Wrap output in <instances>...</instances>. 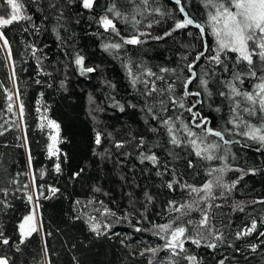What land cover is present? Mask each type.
I'll use <instances>...</instances> for the list:
<instances>
[{"label":"trees","instance_id":"trees-1","mask_svg":"<svg viewBox=\"0 0 264 264\" xmlns=\"http://www.w3.org/2000/svg\"><path fill=\"white\" fill-rule=\"evenodd\" d=\"M21 2L25 14L32 17L31 23L25 21L3 28L11 45L15 85L9 79L7 57L0 48V125H3L0 128L3 133L0 134V189L7 190V194L0 192V231L10 241L8 245L0 243V257L7 258L9 264H149L150 261L169 264V251H160L153 258L145 249L163 245L164 241L150 229L153 224L168 223L176 215L169 211V203L190 199L188 192L175 181L199 187L208 178V169L224 166L225 161H206L196 157L186 145H172L166 128L153 115L175 120L182 114L181 118L190 123L189 113L178 106L173 108L167 93L160 99L165 101L168 111H161L156 99L159 94L146 96L139 82L133 87L126 65L130 63L137 74L139 70L151 69L164 76V81H157V87L172 83L175 85L172 95L180 97L181 81L189 76L187 65L202 50L205 41L192 26L164 35L172 30L175 21L183 19L172 0H150L151 7H159L165 14L144 16L136 11L137 7H144L139 0L135 4L129 0H96L92 9L83 8L82 0ZM113 3L124 17L131 19L135 15L140 21L133 28L116 20L120 36H131L137 30L147 33L141 37L143 44L127 45L119 50V58L115 52L105 51L103 45L121 42L120 37L104 31L99 24L100 17L106 14L111 17L107 10ZM6 10L4 6L0 13L5 14ZM186 11L197 22L207 19L208 10L202 0H188ZM205 39L209 48H214L210 33ZM33 46L38 49L35 56ZM76 55L83 56L85 66L96 71L81 75L74 63ZM229 57L228 72L203 58L195 68L198 75L209 80L212 93L211 96L202 93L200 99L204 103L197 107L217 130L231 127L227 124L229 101L218 95L226 91L223 82L231 79L235 54L229 53ZM254 59L260 75V62ZM161 68L175 69V72L161 73ZM235 70L247 71L244 65H238ZM257 82L245 78L238 87L252 91ZM15 86L24 104L22 121L15 107V115L7 112L9 101L4 89L14 91ZM190 90H200L198 82ZM193 99L185 100L186 107ZM149 107L152 113L147 111ZM44 115L60 125L62 143L58 148L66 154V159L60 156L59 173L54 170L56 158L49 157L47 151L52 130L39 127ZM241 115L252 124L261 123L259 114L249 117L242 112ZM195 131L200 133V129ZM96 132L102 134L99 146L95 144ZM226 138L239 143L230 146L227 165L233 171L225 173L224 181L231 184L239 179V183L223 197L219 196V189L214 190L217 198L210 201L214 206L207 209L214 234H222L223 239L209 237L200 246L186 241V251L174 257L176 264H190L184 259L188 255L197 257L199 264H221V261L223 264H264V236L259 235L264 233V203H260L264 201V149L258 152L255 142L239 135ZM214 140L209 137V142ZM118 142L123 147L117 148ZM142 154H155L158 163L153 165L148 160L142 163ZM222 154L223 150L217 153ZM188 161L192 162V168L188 167ZM249 169L257 171L252 174ZM77 172L79 176L75 175ZM169 183L173 184L172 189L167 187ZM50 188L58 191L53 195ZM40 191L43 192L38 201L42 228L20 243L19 225L32 211ZM28 195H33L32 203L28 202ZM200 207L205 208V204ZM105 208L116 216L102 215ZM91 218L102 224L110 221L112 227L105 235L97 236L90 230ZM187 218L198 221L201 212L193 211ZM252 220L258 222L257 230L237 238V233L250 227ZM136 228L144 231L137 232ZM204 235L208 236L207 231ZM207 243H215L216 248L207 247Z\"/></svg>","mask_w":264,"mask_h":264},{"label":"snow or ice","instance_id":"snow-or-ice-1","mask_svg":"<svg viewBox=\"0 0 264 264\" xmlns=\"http://www.w3.org/2000/svg\"><path fill=\"white\" fill-rule=\"evenodd\" d=\"M130 3L135 4L136 0H129ZM139 2L144 6L143 9L137 7L136 11L139 15L144 16L145 14L158 13L164 15L159 7H151L150 0H139ZM154 2V0H151ZM176 5V10L182 14L183 19L174 22V26L170 32H166L165 36H170L172 32L187 29L192 26L198 29L199 37L204 40L202 50L197 52L191 63L187 65L189 76L181 81L182 95L180 97H175L172 93L175 92V85L172 83L167 84L166 87H157V81H164V76L158 75L151 69L139 70V74L134 73L131 64L126 65L128 76L133 87L136 84L142 83L144 86V94L146 96L152 97L154 94H159L156 99L160 105L161 111H168L166 103L160 96L165 93L169 95V101L173 108L177 106L180 109L188 112L191 120L190 123H186L181 117L177 116L175 120L172 117L167 119H161L153 115L154 119L161 122L169 136L170 143L175 146L186 145L189 149L194 152V155L206 161L213 160H223L225 161L224 166L221 167H210L207 171V179L205 182L197 187L194 185L183 184L180 185L179 181H175L177 185L184 188L189 195V200L184 203H177L175 201L169 203V211L176 213L175 216L169 218L168 223L164 224H153L150 231L154 235L160 237L164 243L158 248H148L145 252L151 253L153 258L160 251L167 250L171 253L169 264H176L174 257H179L185 249V242L191 241L193 244L200 246L202 241L206 242L209 237L214 240L223 239L222 234L215 235L213 232V225L211 222L210 215L207 211L208 208L214 205L210 201H214L217 196L214 190L219 189V196L223 197L225 193H230L236 184L239 183V179L228 184L224 181L225 173L228 171H233L227 165V159L230 154V146L234 143H239V141H234L226 136L231 137L233 135H239L241 137L247 138V140L255 142L258 147L257 151L264 149V0H202V3L207 9V19L205 22L200 23L193 19L188 11H186L188 0H172ZM96 3V0H82V6L85 9H92ZM5 5L7 10L4 15H0V48H3L8 52L9 62L14 65V61L11 58V45L7 37L4 35L3 28L13 25L14 23L29 22L31 23L32 17L25 14L24 4L21 0H5ZM4 6H0L3 8ZM111 14V17L106 14L100 17L99 24L106 32L114 33L116 36L120 37L118 43H108L103 45L105 51L115 52L117 58H119V50L123 49L127 45L139 46L144 43L141 39L142 36L147 35V33L135 32L131 36H120V29L117 28L116 20L124 24H131L133 28L140 23L133 15L131 19L124 17L122 13L116 8L115 3L107 10ZM151 27V24L148 25ZM208 33L211 34L214 40V48L210 49L207 42L206 36ZM191 35V33H189ZM164 37H154V39H163ZM38 49L34 46L32 47V55L35 56ZM208 55V53H210ZM229 53H234V63L231 69L232 75L231 79L224 81V86L226 91H221L218 95L224 97L229 101L230 118L227 121L228 125L221 130L214 129L210 126L211 121L207 116L201 114L198 109V105H202L204 101L200 99L202 93L205 96H211L212 93L209 90V80L203 76L198 75L195 71L196 66L199 61L203 58L210 65L220 66L224 72L230 71L228 67V61L230 59ZM258 58L260 62L261 74L257 75L256 70V60ZM75 65L78 67L80 74L85 75L87 73H92L96 71L95 68L86 67L84 64V57L81 55H76ZM238 65L246 66V73L236 71ZM175 72V69L161 68V73ZM207 75L206 73L204 74ZM154 78V79H143L142 77ZM245 78H253L258 82L254 84L252 91H242L239 84H243ZM15 85V69L13 66L12 73L9 76ZM198 82L200 90L191 91L190 86ZM114 87V85H113ZM7 93V100L9 101L7 112L14 113V107L17 109L19 116L18 119L22 121L24 116V104L22 100H19V91H13L12 89H4ZM189 97H195V99L189 102L190 106L185 105V100ZM19 101L18 104L15 101ZM246 105V106H242ZM39 111V110H38ZM123 111V108H121ZM149 113L153 112V109L149 107L147 109ZM216 111H219L217 108ZM246 113L249 117H255L259 114L261 123L259 125L252 124L244 118L241 113ZM42 123L39 125L41 129L47 127L48 129L55 130V134H50L51 143L48 145L47 151L49 157H55L57 162L54 165V170L59 173L61 171V165L59 158L61 155L66 154L61 153L58 148V144L62 143L59 139L60 125L55 120H50L46 115L41 116ZM46 121V123H44ZM191 125V126H190ZM19 126V125H17ZM3 125H0L2 128ZM195 129H200L198 134ZM156 131V129H152ZM183 133V137H181ZM0 134H3L0 132ZM100 132L95 134V144L99 146L101 144ZM209 137L215 138L213 142H209ZM26 139V137H25ZM140 145L144 144V140H140ZM117 148L123 147L122 142L116 144ZM223 150L222 155H217ZM29 166H31V155L29 153ZM140 160L143 163L145 160L151 161L153 165L158 163V159L155 154L141 155ZM188 167L192 168L193 164L188 161ZM82 171V170H81ZM243 171V170H236ZM250 173L255 174L256 169H249ZM161 173H157L160 175ZM248 174V173H244ZM43 175V173H41ZM79 176L80 173H75ZM243 176L240 177L242 179ZM35 177H33V183ZM15 183V181H13ZM27 187V186H25ZM169 189L173 188V184L169 183L167 185ZM50 192L54 195L58 189L50 188ZM99 191V189H97ZM0 192L7 194L6 189H0ZM43 196V192L40 191L38 195L35 196L37 203L32 208V211L28 216L23 218V222L19 225L20 231V243H24L25 239L30 237L33 233H36L42 228V221L39 219L38 201L40 197ZM48 199L49 197H44ZM27 200L32 203L34 200L33 195H28ZM149 202H151V197H148ZM79 203V202H77ZM256 203V201H253ZM264 203V201H260ZM205 204V208H201L200 205ZM219 207V205H215ZM239 207V205H237ZM243 210L242 208L240 209ZM193 211L201 212V218L198 221L188 219ZM102 215L108 217L116 216V213L111 209L105 208ZM126 218V217H125ZM95 218L89 220L90 230L97 236L105 235L108 230L112 227V222L105 221L103 224L100 222H93ZM120 218H117L116 222H119ZM257 221L252 220L250 227L242 232L237 233V238L241 236H248L257 230ZM27 226V227H26ZM191 226V228H190ZM102 229L104 231H102ZM135 231L140 232L144 229L136 228ZM207 231L208 236L204 235ZM259 235L264 236V233H259ZM0 243L8 245L10 243L9 239L3 236V232L0 231ZM207 247L216 248L215 243H207ZM256 246H253L255 248ZM144 255V253H141ZM184 259L190 262V264H199L197 257L195 256H185ZM0 264H9V261L5 257H0ZM151 264V261L149 262ZM159 264V261L157 262ZM223 264V261H221Z\"/></svg>","mask_w":264,"mask_h":264},{"label":"rangeland","instance_id":"rangeland-1","mask_svg":"<svg viewBox=\"0 0 264 264\" xmlns=\"http://www.w3.org/2000/svg\"><path fill=\"white\" fill-rule=\"evenodd\" d=\"M0 6H6L5 5V0H0ZM0 15H4L3 13H0ZM1 42V44H2V41H0ZM4 50V49H3ZM4 52H5V54H6V57H7V62H8V65H9V69H10V74L12 73V64L9 62V58H8V52L6 51V50H4ZM11 59V58H10ZM17 90V88H16V86H15V88H14V91H16ZM18 100L16 101V103L18 104ZM48 119H50V120H53L52 118H48ZM52 135H54L55 134V130L54 129H52V133H51ZM36 203H37V201H36ZM38 213H39V219L41 220V217H40V211H39V208H38ZM30 213H28L26 216H28ZM23 222V220L21 221V223ZM27 227V226H26Z\"/></svg>","mask_w":264,"mask_h":264}]
</instances>
